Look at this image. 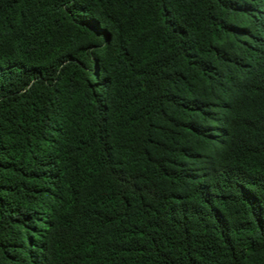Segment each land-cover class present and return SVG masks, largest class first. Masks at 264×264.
<instances>
[{
    "label": "trees",
    "instance_id": "16d2710c",
    "mask_svg": "<svg viewBox=\"0 0 264 264\" xmlns=\"http://www.w3.org/2000/svg\"><path fill=\"white\" fill-rule=\"evenodd\" d=\"M0 264H264V0H0Z\"/></svg>",
    "mask_w": 264,
    "mask_h": 264
}]
</instances>
